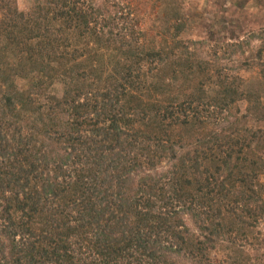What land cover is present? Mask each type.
Returning <instances> with one entry per match:
<instances>
[{
	"label": "trees",
	"instance_id": "16d2710c",
	"mask_svg": "<svg viewBox=\"0 0 264 264\" xmlns=\"http://www.w3.org/2000/svg\"><path fill=\"white\" fill-rule=\"evenodd\" d=\"M29 4L0 0V264H264L262 97L217 64L245 43L198 57L181 0L159 42L118 1Z\"/></svg>",
	"mask_w": 264,
	"mask_h": 264
},
{
	"label": "rangeland",
	"instance_id": "374dc122",
	"mask_svg": "<svg viewBox=\"0 0 264 264\" xmlns=\"http://www.w3.org/2000/svg\"><path fill=\"white\" fill-rule=\"evenodd\" d=\"M107 0H100L103 3ZM122 4L125 10L131 11L133 17L140 21L139 28L148 32L151 40L161 41L167 37L175 23L161 27L159 23V0H114ZM30 0H18L22 11H29ZM184 5L187 18L179 22L184 24L181 39L192 52L205 61L214 63L216 46L228 44H244V55L228 54L222 60L223 53L217 51V64L228 77V81L240 79V88L244 92H252L262 97L264 106V53L260 60L259 50L264 47V37L259 38L264 29V0H181ZM264 50V49H263ZM73 51V49H72ZM214 55V56H212ZM243 64L251 65L250 70L241 69ZM262 65V66H261ZM224 77V76H223ZM217 80L209 82L210 90H214ZM60 89V86H57ZM28 89V87L24 88ZM248 103L239 105L245 112ZM251 126H257L264 130V121L250 120ZM257 235L264 238V221L256 231ZM224 245L213 253L216 263L221 264L224 257L230 254L225 251ZM184 264V263H181ZM223 264V262H222Z\"/></svg>",
	"mask_w": 264,
	"mask_h": 264
}]
</instances>
